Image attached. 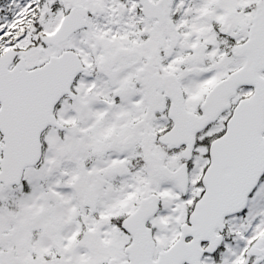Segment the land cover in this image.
Here are the masks:
<instances>
[{
  "label": "snow or ice",
  "instance_id": "obj_1",
  "mask_svg": "<svg viewBox=\"0 0 264 264\" xmlns=\"http://www.w3.org/2000/svg\"><path fill=\"white\" fill-rule=\"evenodd\" d=\"M0 264H264V0H0Z\"/></svg>",
  "mask_w": 264,
  "mask_h": 264
}]
</instances>
